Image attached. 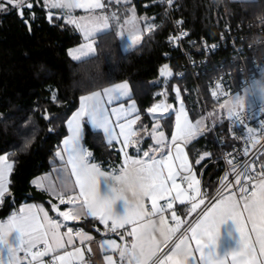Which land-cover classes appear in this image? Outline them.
Here are the masks:
<instances>
[{
  "label": "trees",
  "instance_id": "obj_1",
  "mask_svg": "<svg viewBox=\"0 0 264 264\" xmlns=\"http://www.w3.org/2000/svg\"><path fill=\"white\" fill-rule=\"evenodd\" d=\"M147 0L116 3L120 17L129 14V6L149 18L154 8ZM178 16L190 35L196 38H215L226 23L236 26L239 22L248 29L264 17V0H177ZM33 7H24V15L8 5L0 11V155L6 153L13 161L9 192L0 204V219H5L25 202H41L51 210L53 199L32 183L34 177L53 168L58 161L56 153L66 136L67 121L79 106L81 96L104 87L127 81L131 85L143 119L150 123L158 119L167 136L173 131L174 115L157 117L149 115V107L165 91L169 100H176L174 85L180 87L183 99L190 110L191 103L199 100L195 95V79L178 76L182 56L170 47L168 37L170 22L154 19L155 27L145 32L141 43L129 51L121 50V35L116 27L95 39L97 53L81 61L70 58V47L81 43L79 30L67 23L60 8H52L44 0H25ZM54 15L48 19V13ZM84 13L77 10L76 14ZM28 19L31 29L25 23ZM252 25L250 26V24ZM251 38L256 30L249 32ZM251 49L248 53L251 55ZM171 54L168 56V54ZM228 50H220L208 56V71L197 77L206 103L212 100L208 89L209 78L220 71L219 59L228 57ZM254 56V55H253ZM170 63L173 75L164 78L161 69ZM230 66V65H229ZM232 67V66H230ZM196 98V99H195ZM213 102V100H212ZM226 126V121L216 125ZM150 138L145 139V143ZM84 143L92 153V159L105 168L121 166V152L109 144L101 131L84 126ZM189 151L204 189L212 193L221 174L218 150L209 127L189 145ZM204 149L210 156L200 157ZM199 161V163H197ZM94 219H85L80 225L91 227Z\"/></svg>",
  "mask_w": 264,
  "mask_h": 264
},
{
  "label": "snow or ice",
  "instance_id": "obj_2",
  "mask_svg": "<svg viewBox=\"0 0 264 264\" xmlns=\"http://www.w3.org/2000/svg\"><path fill=\"white\" fill-rule=\"evenodd\" d=\"M47 4L52 8L64 9L67 15V23L75 25L83 31L85 39H88L94 33L100 32L108 28L106 16L93 17L89 23L83 18L77 20L72 17L71 13L74 9H99L104 5L101 0H72L74 7L64 8L65 0H46ZM171 3V0H169ZM8 5L13 9H18V15L23 18L24 7L31 9V3H25V0H0V11H7ZM127 23L130 25L129 32L136 31L135 26V10ZM51 19V17H49ZM132 44H135L140 37L130 35ZM87 49L88 51H84ZM82 55L94 52L91 42L82 46L79 50ZM79 59V56L75 57ZM162 76H170L171 70L167 65L161 69ZM179 93V89H176ZM130 96V88L127 82L116 83L112 87H106L101 91H94L90 95L82 96L80 108L67 121L71 135L63 141L65 151L68 153L67 164L71 165V172L75 175V183L78 185L79 191L75 196L69 195L64 198L65 191L70 189V182L65 181L62 190L57 191L52 188V194L60 198L61 204H69L67 211L58 212L63 221H76L81 216L97 218L101 223L107 225L112 221L111 231L124 228L125 225H132L131 231L127 232V236L131 237V242H125L123 246L118 245L115 240L105 241L101 247L105 252L119 248V257L124 264H264V173L262 178L254 185L250 196L242 195L243 203L241 204L235 198V195L225 196L221 193L220 198L210 203L201 211L200 219L195 224H190L187 229L175 241L170 250V254H166L163 258L157 257V252L161 251V245H167L172 241L173 236L180 230V218L176 213L172 212V218L177 222L175 227H170L163 213L166 209H172V201H179L183 204L187 199H194L188 196L187 189H193L199 195V183L195 174L190 171L187 154L183 145L193 139L199 131L201 122L197 121L194 125L188 120L187 113L183 105L175 114V134L171 138V145L166 146L163 132L156 133L153 130L155 142L159 145V157L156 151L150 155L149 152H143L136 157L129 156L124 152V160L118 169H112L108 172L101 171L99 166L89 163L91 153L83 148L81 144V133L83 122L95 128L102 129L107 136L109 144L117 140V135L110 113L115 116L119 127V133L123 137L122 144L127 146L135 144L133 137L137 135L133 131V125L137 123L140 117L137 115L135 119H127L125 123H119L134 112L135 104L130 105L131 111L125 109L123 105L119 107H111L114 102L120 101L124 97ZM239 97V96H235ZM228 108L229 119H235L238 123L243 124L241 116L244 107L230 106L226 101L221 107ZM171 105L166 103H158L148 109L150 114H155L160 110L168 113ZM239 108V111H234ZM159 127V125H157ZM251 132V129L248 130ZM167 147V152L165 148ZM63 161L64 157L60 152L56 153ZM178 161V166L175 163ZM199 163V161H197ZM130 166H134L135 170L148 174L150 170L156 166L163 170H167V174H162L161 178L154 180L151 190L145 195H137L134 191L130 196L125 198L126 212L123 215L114 211L116 200L107 198L100 194L99 185L101 177L121 178L126 176ZM13 165L8 162L7 155L0 156V200L3 199L7 192L8 173L11 172ZM185 173L183 179L187 181V189L177 183V177L180 171ZM236 183L240 184L237 177ZM247 188L241 187L242 194L247 193ZM149 199L151 202V212L145 208L144 201ZM166 201L164 205L160 201ZM200 203H204L203 200ZM34 207V206H32ZM32 207L21 208L19 213L11 215L7 221L0 222V264H44L43 258L50 257L49 264H72L74 259H83V253L80 248H74L73 251H64L63 254H56L60 250L65 249V239L67 245H73L74 238L72 228H68L64 234L60 233L63 226L59 221L50 219L47 212H43L41 218ZM199 204H192L194 211ZM159 213L157 220L148 219ZM228 220H234L239 231V246L236 250L221 256L218 254L215 245L221 233V226ZM190 233V235H188ZM157 234L160 239H157ZM259 244V249L252 243L253 235ZM77 235L83 240H91L83 232ZM123 239V237H121ZM38 245L43 248L37 251L33 249ZM24 253V261L21 260L20 253ZM91 252V249H89ZM231 256V260L228 257ZM155 257V259H154ZM107 264H115L111 255H104Z\"/></svg>",
  "mask_w": 264,
  "mask_h": 264
},
{
  "label": "crops",
  "instance_id": "obj_3",
  "mask_svg": "<svg viewBox=\"0 0 264 264\" xmlns=\"http://www.w3.org/2000/svg\"><path fill=\"white\" fill-rule=\"evenodd\" d=\"M44 2L47 3L46 0H44ZM131 2H133V0H101V3L104 5L103 8H99V9L76 8V9H74L71 13L72 17L77 19V20H81V18H83L86 23H89L93 17L106 16L108 18V20H107L108 28L104 29L100 32L94 33L88 39H85L83 31H81V29L77 28L74 25L79 30L81 37H82V41H81V43L74 45V46L69 48L68 54H69L70 58L75 60V61H81V60H84V59L89 58L91 56H94L97 53V47H96L95 39L99 35L110 31L112 29V27H116L117 31L121 35V38H122L121 50L123 52L129 51L130 49H133L136 46H138L142 41L144 33L151 31L155 27V20L152 17L149 18L143 14L138 13L137 9L134 5L129 6V8H128L129 14L125 17H120L118 12L116 10H114L113 6L116 3H122V4L127 3L128 4ZM133 9L135 10V17H136V21H135L136 31L134 33H130L129 32L130 25L127 23V21L129 20L130 17H132V15H133L132 10ZM77 10H82V11H84V13L76 14ZM49 13H52V12H49ZM52 14L54 15V13H52ZM61 14L64 15V18L67 21V15H66L64 9L61 10ZM133 34L140 37V39L135 44H132L131 37H130V35H133ZM89 42L92 43L95 51L89 52L87 55H82L79 50L82 48L83 45H85ZM84 51L87 52L88 50L85 49ZM76 56H79L80 58L76 59L75 58ZM123 82H127V81H121L118 83H123ZM127 83L129 84V82H127ZM114 84H116V83H114ZM114 84L108 85L106 87H112ZM106 87H104V88H106ZM129 88H130V96L129 97H124L120 101L114 102L112 105L109 106V108H111V107H119V106L123 105V107L125 109H129V111H131L130 105L133 103L135 104L136 110L134 112H132L131 115H129L125 118H122L119 121V123H125L127 119H135L137 115L140 117V119L137 121V123L135 125H133V131H135L137 133V135L135 137H133V140H135L136 143L124 146L122 144L123 137L119 133V127H118V123L116 121V118L114 115H112L110 113V120L112 121V126L114 127L116 135H117V140L111 144H114L115 146H117L121 152V165H122V162L124 160V152L125 151L128 153L129 156H132V157H136L138 155L137 150H139L140 155H142L143 152H149V154L151 155L153 151H156V155H157V157H159V151H158L159 145H157L155 142V137L153 135L154 129H155L156 133H159V132L164 133V136L166 137V140H165L166 146L171 145V138L175 134V131H176L175 117H174V123H173V131H172L170 136L166 135V133L162 129L161 123L159 122L158 119H154L150 123L146 122L141 115L139 104H138L136 98L134 97V92H133V89H132L130 84H129ZM103 89L96 90V91H101L103 93ZM176 89H179V93L176 92ZM174 91L176 93V103L178 106V111H179L181 105H183V108H184L185 112L187 113L188 120L191 121L192 124L195 125L197 123V120L195 119V115L190 110L187 102L183 99L182 93L180 91V87L177 84L174 85ZM91 93H88L85 95H90ZM85 95H83V96H85ZM195 96L198 97L197 94ZM197 103H198V100H197ZM197 103L193 101L191 103V106L193 107ZM80 105H81V99L79 102V106L77 107V109H75V111H73V113L71 114L69 119L80 108ZM199 117H201V116H199ZM85 123H87V121L83 122L82 133H81V144H82L84 149H86L88 152L91 153V151H89L87 149V147L85 146V143H84V126H85ZM88 125L93 130L101 131L105 140L107 141V136L103 133L102 129L95 128L90 124H88ZM157 125H159V127H157ZM207 127L208 126L205 127V125H203L201 123L199 131L197 132L196 136L193 139H191L187 144L183 145L185 153L187 154V157H188V162L191 166L190 171H191V173H194L196 179H198L200 181V183H199V195H197L193 189H187V187H184L188 191V196L194 197V199H187V200H185V202L183 204H180L179 201H175V206L178 208L177 217H179L180 221H181L180 230L175 234V236H173L172 241H169V243L167 245H163V244L161 245V251L157 252V257H159V258H163L166 254H170V250L173 246V241H175L177 239V237H179L181 235V233H183L185 231V229H187L190 224H195V222L201 218L199 214L201 213V211L203 209H205V207L203 208V206L205 205L207 200L210 198V196L213 194V192H212L208 195V189H206V190L204 189L203 184H202L201 174L198 173V171L195 169V166H194V163H193V160L191 157V153H190L189 147H188V145L191 142H193L197 137L201 136L207 130ZM210 128H211V126H210ZM67 130H68V132H67L66 136L63 138L62 143H61V148L58 151V152H60L61 156L64 157L63 161L60 159L59 156L56 155V157H57L56 159H57L58 163L55 166H53V168L51 170L34 177L32 180L33 185L38 190L43 191L44 193L48 194L50 198L53 199V202L51 204L52 212L50 211L49 207H47L44 203H41V202H25V203H22L17 208V210H15L13 213H11L8 217H6L5 219H0V222L7 221L8 218L11 215H13L14 213H19L21 208H28V207L34 206V207H32V210L35 211L38 215H40L41 218L43 217V212H47L50 219L57 220L63 225L60 228L61 234H64L65 232H67L68 228H72V230H73V232H72V235L74 238L73 245H67L66 239H65V249L60 250L56 254H63L64 251L71 252L74 250V248H80L82 250V253H83V259L82 260L81 259H74L72 261V264H107V261H105L103 258L104 255H111L113 258V261H115V264H124V262H122L120 260V257H119V248L113 249V250H108L107 252H105L104 249L101 247V245L105 241H108V240H115L116 243L118 245H121V246H123V244L125 242L130 243L132 238L127 236L126 233L131 231L132 225H125L124 228L118 227L115 230V232H112L109 229V226H112V221H109L107 225H104L97 218L81 216L76 221L65 222V221H63V218L58 215V212L67 211L72 206L69 204H66V203L61 204L60 198L58 196L52 194V188H55L57 191H60V190H62V185L65 183V181L70 182V189L68 191H65V195H64L65 199H67V197L69 195L75 196L76 194H78V191H79L78 185H76V183H75V180H76L75 175H73L71 172V165L67 164L68 153L64 150L65 146H64L63 141L71 135V130L68 128V125H67ZM146 138H150V141L148 143L147 142L145 143ZM165 152H167V147L165 148ZM210 154L211 153L208 149H204L201 152L200 157H208V156H210ZM4 155H7V154L4 153V154H1L0 156H4ZM7 157H8V155H7ZM8 162L11 163L12 165H14L13 161L9 157H8ZM89 163H94V164L98 165L100 170L104 171V172H108V171L112 170L111 168L107 169V168L103 167L98 162H96L94 159H92V153H91V156L89 157ZM175 163L178 166V161H176ZM12 170H13V167H12ZM12 170H11V172H12ZM177 170L180 171V173H181L180 175L185 176V175L189 174V173L183 172L178 167H177ZM11 172L8 173V183H7V189L8 190H7V192H5L3 199L5 198L7 193L9 192ZM163 174L164 175L167 174L166 169L163 170ZM110 184H111V180L109 177L105 176V177L100 178L99 190H100V194L102 196H105L109 193ZM223 195L230 196V195H235V194L233 192L228 191V192L223 193ZM219 198H220V196L215 198L211 203L216 202ZM235 198L237 199L236 195H235ZM3 199L0 200V204L3 202ZM201 200H203L204 203L201 204L200 203ZM237 201H239V200L237 199ZM162 202H164V200L160 201L161 205H162ZM239 202L242 204L244 201H242V202L239 201ZM194 203L199 204V207H197L193 211L192 210V204H194ZM144 204H145L146 210L148 212H151L152 209H151L150 200L145 199ZM41 209H43V212H41ZM114 211L117 214L123 215L126 212L125 201L124 200L117 201L115 206H114ZM159 215L160 214L157 213L154 216L145 217V220H148V219L157 220ZM163 215H164L165 219L167 220V223L170 227L176 226L177 222L174 220V223H171V219L167 213L164 212ZM85 219H94V220H96V224L91 226V227H87L86 225H80V222L85 220ZM78 232H83L87 236H90L91 240L81 241V238L77 235ZM188 235H190V233H188ZM252 235H253L252 243L255 245V247L257 248V251H258L259 244L255 238V234H252ZM121 237H123V239H121ZM157 239H160L158 234H157ZM41 246H43V245H41ZM238 246H239L238 228H237L234 220H228L221 226V233H220V236L218 238L217 244L215 245L216 250H217L218 254L223 256L225 254L230 253L233 250H236L238 248ZM89 249H91V252H89ZM21 254H22V252L20 253V256H21ZM154 259H155V257H154ZM21 260L24 261V258L22 256H21ZM43 260H44V264H49L50 257L46 256L43 258ZM228 260L229 261L231 260V256L228 257ZM24 264H26V261H24ZM33 264H36V262H33ZM225 264H228V261H226Z\"/></svg>",
  "mask_w": 264,
  "mask_h": 264
},
{
  "label": "built area",
  "instance_id": "obj_4",
  "mask_svg": "<svg viewBox=\"0 0 264 264\" xmlns=\"http://www.w3.org/2000/svg\"><path fill=\"white\" fill-rule=\"evenodd\" d=\"M147 5L154 8L152 13L153 19H166L170 22V33L168 43L171 48L178 50L183 58L178 76L184 78L187 75L192 76L196 81L198 98L206 106L205 98L200 90L197 77L206 74L208 71V56L211 53L228 50V57L219 59L220 71L209 78L208 89L214 103L221 104L229 96L237 94L242 88L252 86L257 75L264 71V57L260 60L256 56L250 55L249 50L259 49L264 45V17H260L254 22L249 32L256 30V36L250 37L248 29L242 23H226L215 38H196L190 35L184 26V20L178 16L179 3L177 0H147ZM171 55L170 53L168 56ZM171 70L170 76H163L164 85L172 75L173 70L170 63H166ZM164 65V66H165ZM232 67H230V66ZM163 66V67H164ZM171 105L168 113L163 110L151 117H157L164 114L175 115L178 111L176 100H169L168 95L163 87L161 97L154 102L149 108L158 103ZM243 124L238 123L235 119L226 121V126L217 127L212 124L211 129L215 144L218 150L217 161L221 162V174L213 194L207 200L206 207L215 198L225 192H233L239 201H243L242 195L250 196L254 185L262 178L264 173V101L254 97V100L244 107L241 116ZM251 129V132L248 130ZM184 175L177 177V183L182 187H187V181L183 179ZM237 177L240 184L236 183ZM241 187L247 188V193L240 192ZM166 201L162 202L164 205ZM173 208L166 209L171 219L174 211L177 216L178 208L175 201H172ZM202 208V209H203ZM112 226H109L111 231ZM39 245L33 251L42 249ZM21 256L24 258V253Z\"/></svg>",
  "mask_w": 264,
  "mask_h": 264
},
{
  "label": "clouds",
  "instance_id": "obj_5",
  "mask_svg": "<svg viewBox=\"0 0 264 264\" xmlns=\"http://www.w3.org/2000/svg\"><path fill=\"white\" fill-rule=\"evenodd\" d=\"M74 7L72 0H65L64 8ZM258 95L259 98L264 101V77H257L254 82V86H250L244 94L239 97H234L229 102L230 106L245 107L247 96ZM162 169L154 166L148 174L135 170L134 166H130L126 176L121 175L120 179L112 177L110 184V191L107 198L114 199L116 201L125 200L126 197L134 191L137 195L147 194L151 188L154 180H158L162 176Z\"/></svg>",
  "mask_w": 264,
  "mask_h": 264
},
{
  "label": "rangeland",
  "instance_id": "obj_6",
  "mask_svg": "<svg viewBox=\"0 0 264 264\" xmlns=\"http://www.w3.org/2000/svg\"><path fill=\"white\" fill-rule=\"evenodd\" d=\"M251 55L256 56L257 59H261L264 57V45L259 46L258 52L252 51ZM257 77H264V71L260 74L257 75ZM255 82V80H254ZM254 82L252 86H254ZM247 88H242L237 94H234L232 96H229L223 103L217 104L212 102V100H208L206 103V106L201 103L200 100H198V103L195 104L192 108L191 111L195 115V119L197 121H200L203 125L208 126L207 129H209L212 124L217 125L222 121L229 120L228 117V108L226 107H221V105H224L226 101L230 102L232 98H234L236 95L239 96L241 94H244L245 91L248 89ZM254 97L259 98L258 95H251L249 94L247 96V101L246 105L251 103L254 100ZM245 105V106H246ZM239 108H235L234 111H239ZM201 116V117H199Z\"/></svg>",
  "mask_w": 264,
  "mask_h": 264
},
{
  "label": "water",
  "instance_id": "obj_7",
  "mask_svg": "<svg viewBox=\"0 0 264 264\" xmlns=\"http://www.w3.org/2000/svg\"><path fill=\"white\" fill-rule=\"evenodd\" d=\"M52 15H53L52 13H48V19L49 17H52ZM25 23L28 25L29 29H31V23L28 19H25Z\"/></svg>",
  "mask_w": 264,
  "mask_h": 264
}]
</instances>
